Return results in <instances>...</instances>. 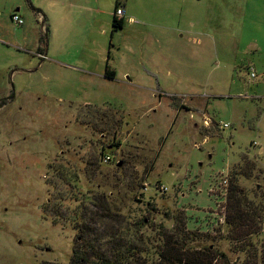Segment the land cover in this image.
I'll list each match as a JSON object with an SVG mask.
<instances>
[{"label":"rangeland","instance_id":"obj_1","mask_svg":"<svg viewBox=\"0 0 264 264\" xmlns=\"http://www.w3.org/2000/svg\"><path fill=\"white\" fill-rule=\"evenodd\" d=\"M116 1L0 0V264H69L88 227L131 264L174 237L246 264L225 216L234 169L264 201V0H119L120 28Z\"/></svg>","mask_w":264,"mask_h":264},{"label":"trees","instance_id":"obj_2","mask_svg":"<svg viewBox=\"0 0 264 264\" xmlns=\"http://www.w3.org/2000/svg\"><path fill=\"white\" fill-rule=\"evenodd\" d=\"M120 6L122 4L117 0L115 11ZM123 22V18L118 19L114 14V27H122ZM105 75L113 77L115 71L107 67ZM254 168L255 164L251 163L249 167L234 169L231 172L225 216L228 229L224 237L230 240L238 249L247 250L248 260L245 262L246 264H264V238H260L264 230V201L261 197L260 199H256V197L249 198L244 188L238 183L240 175L246 173L247 169L251 173ZM85 226L88 227L86 223ZM90 230L92 228L89 227L86 230L81 229L83 234L77 239V241L79 240L78 245L73 249L69 264H131L129 259L133 255L126 250L118 251L119 253L116 254L115 258L111 259L101 246L96 244V242L101 241L100 237L92 240L88 238V235L95 232V230H93L94 232ZM252 236H257L260 240L259 249L251 239ZM158 254L159 259L156 264H235L225 252L213 250L210 245L190 247L185 237H174V240L167 239ZM134 262L132 264H146L145 262L140 263L137 258Z\"/></svg>","mask_w":264,"mask_h":264},{"label":"built area","instance_id":"obj_3","mask_svg":"<svg viewBox=\"0 0 264 264\" xmlns=\"http://www.w3.org/2000/svg\"><path fill=\"white\" fill-rule=\"evenodd\" d=\"M124 7L123 6H120L116 11H115V16H116V18H118V19H121V18H123L124 17ZM12 20L15 22V23H17V24H23L24 23V20H23V18L18 14V13H13L12 14ZM39 54H40V56H42L43 58H46V53L45 52H39ZM249 71H250V75L252 76V77H256L257 76V74H256V71H255V67L253 66V67H249ZM207 124H208V122H206ZM228 124L227 123H225L224 124V126H227ZM104 161H109V160H111V156L110 155H104V159H103ZM227 183V180L226 179H224V184H226ZM163 188H166V187H163Z\"/></svg>","mask_w":264,"mask_h":264},{"label":"crops","instance_id":"obj_4","mask_svg":"<svg viewBox=\"0 0 264 264\" xmlns=\"http://www.w3.org/2000/svg\"><path fill=\"white\" fill-rule=\"evenodd\" d=\"M19 10V9H18ZM17 9H16V11H18ZM21 16V15H20ZM44 18H45V16H44ZM124 19V18H123ZM82 71H84V72H86V73H89V71L86 69V68H82ZM101 76H103V77H107L106 75H105V73L103 74H101ZM115 76H116V73H115V75L113 76V77H111V79H114L115 78ZM137 87H140V88H146L147 86L146 85H143V84H141V83H139L138 85H137Z\"/></svg>","mask_w":264,"mask_h":264},{"label":"water","instance_id":"obj_5","mask_svg":"<svg viewBox=\"0 0 264 264\" xmlns=\"http://www.w3.org/2000/svg\"><path fill=\"white\" fill-rule=\"evenodd\" d=\"M19 8H17V10H18ZM119 165H120V163H119Z\"/></svg>","mask_w":264,"mask_h":264}]
</instances>
